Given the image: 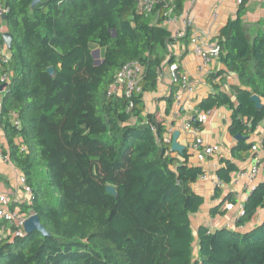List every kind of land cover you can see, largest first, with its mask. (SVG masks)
<instances>
[{
	"label": "trees",
	"instance_id": "obj_1",
	"mask_svg": "<svg viewBox=\"0 0 264 264\" xmlns=\"http://www.w3.org/2000/svg\"><path fill=\"white\" fill-rule=\"evenodd\" d=\"M4 1L12 40L0 75L8 70L12 78L0 100V129L10 163L31 190L20 211L36 215L47 236L1 237L0 264H264V219L257 221L264 182L249 193L233 227L194 228L191 218L205 200L192 186L203 170L186 151H170L165 120L145 110L144 95L155 93L163 69L175 64L169 48L190 35L175 39L164 27L166 14L182 15L189 0H147L148 16L138 12V0H40L34 7L32 0ZM252 1L240 0L219 30L225 70L207 78L236 77L234 96L215 91L198 106L229 110L233 139L254 134L264 120V105L257 110L250 100L264 104V21L244 20ZM130 63L143 69L139 91L108 96L116 73ZM177 91L173 84L164 98L167 114ZM251 146L237 142L232 158ZM222 163L216 173L229 183L236 167ZM227 203L236 204L232 193L209 216H224Z\"/></svg>",
	"mask_w": 264,
	"mask_h": 264
},
{
	"label": "crops",
	"instance_id": "obj_2",
	"mask_svg": "<svg viewBox=\"0 0 264 264\" xmlns=\"http://www.w3.org/2000/svg\"><path fill=\"white\" fill-rule=\"evenodd\" d=\"M238 7L237 0H194L193 3L189 1L186 3L184 13L193 19V27L189 31L190 35L187 39L176 41L171 45V54L175 59V63L180 67V70L186 73L191 84L192 92H183L182 97L185 103V111L177 114V109L174 105L169 107V113H166L168 108L167 102L164 98L169 96L172 83L168 68L165 67L162 76L158 83L157 91L153 94H145L144 105L147 113L157 112L161 119L165 120L166 135L165 138L170 142V137L174 131H179L180 135L177 143L184 147L189 155V163L192 166L200 167L203 173L217 175V170L223 168V160L231 162L235 165L236 170L230 173L229 183L223 181L225 187L220 188L221 196L215 199V190L210 183L198 180L193 186L196 194L203 197L205 200L204 206L200 213L192 216L191 221L194 228L198 226H206L211 231L229 225L234 226L236 218V210L226 211L224 216H216L211 218L209 216V209L215 206L228 193H232L234 198L238 200H245L250 193V188H254L260 183L264 182V152H259L256 155H251L249 150L241 152V159L232 158L231 149L236 145V141L228 134V127L231 123V112L225 107L214 109L210 111L209 119L203 125H200L201 138L207 145L219 146V153L204 162H197L190 150V146L194 141L195 134L192 130H184L183 126L186 121L193 120L194 110L199 109L200 102L209 94L215 91L227 94L230 97L234 96L233 87L237 85V79L234 76L222 75L215 78L211 83L207 78L210 75H216L219 71H224L225 68L220 64L219 60L212 61L206 68L201 69L200 60L191 50L189 45L190 36L194 33L199 36L203 46H208L216 43V37L219 30L225 26L229 19H233ZM248 24H253L258 21H264V0H254L248 5V11L244 17ZM172 34L179 29L180 23L166 25ZM188 43V44H187ZM215 86V88L213 87ZM2 94H0L1 100ZM263 103V101L261 100ZM200 110V109H199ZM202 111V110H201ZM197 124V123H196ZM192 127L196 128V126ZM199 127V126H198ZM264 130V120L258 125V129L254 134H251L245 140L248 144H254ZM0 140L7 150V144L4 139L2 130L0 129ZM179 155L177 153H174ZM261 164V170L254 183L245 186L244 181L238 180L239 172L250 168L256 163ZM21 176L20 172L12 164H0V192L6 193L11 197L18 198V207L26 203V198L21 194L17 180ZM237 184H235V180ZM264 219V210L258 213L257 221Z\"/></svg>",
	"mask_w": 264,
	"mask_h": 264
},
{
	"label": "built area",
	"instance_id": "obj_3",
	"mask_svg": "<svg viewBox=\"0 0 264 264\" xmlns=\"http://www.w3.org/2000/svg\"><path fill=\"white\" fill-rule=\"evenodd\" d=\"M189 2L193 3L194 0H189ZM237 3L239 4L240 0H237ZM152 7V2L147 0H138V12L140 14L148 16L152 11ZM8 13L9 7L6 6L4 0H0V68H2L3 66L7 67L10 61L9 49L2 38L3 34L7 32V30L5 31L3 27L4 22H6L3 21V18H7ZM166 18L167 19L164 23L166 25L176 24L177 22L180 23L179 29L176 30L173 34V37L177 40L184 38L187 30H191V28L193 27V19L184 12L180 16H175L172 13V10H170L166 14ZM189 45L191 47V50L201 62V69L206 68L212 61L219 59L220 48L216 43L208 46H203L199 36L193 33L190 36ZM169 52L171 53V47L169 48ZM167 68L170 74L171 83L178 86V91L173 97V102L177 109V114L180 115V113L185 111L186 109L182 93H191L193 89L192 84L186 73L180 70V67L176 63L168 66ZM142 75L143 69L137 63H130L125 65L116 73L115 82L109 87L108 96L117 95L124 96L125 98H130L134 92L139 91V82L141 81ZM11 78L12 75L8 70L2 72V74L0 75V85L6 86L4 92L10 86ZM209 116L210 112H204L196 109L194 110L192 121H195V123H197L199 127H192L191 121H186L183 126L184 130H192L195 134V138L190 146V150L192 152L193 158L199 163L213 157L214 155L219 153L220 150L219 146L207 145L201 138L200 125L206 123L209 119ZM14 125H19L16 120H14ZM165 140L166 142H169L168 139L165 138ZM249 152L251 155H256L259 152H264V130L258 140L254 144H252ZM0 164H11L8 153L4 149L1 140ZM261 167V164L257 162L250 168L239 172L237 179L244 181V185L248 187V185L254 183V181L256 180L257 176L260 173ZM237 179L235 180V184H237ZM199 180H201L202 182L210 183L214 188L220 189L225 187L223 181L216 175L203 173ZM17 183L21 194L26 198V203L29 204L31 198V190L26 186L25 179L22 175L19 176ZM249 189L251 192L254 188L249 187ZM245 200H236L235 205L227 203L225 205V210H236V218L242 217L244 215L243 203ZM19 202L20 201L18 198H14L6 193L0 192V220L3 223V226L0 230V241L2 239L1 237H6L7 235L10 238V242H13V240L17 238H22L25 235L24 223L30 216L20 211V208L18 207ZM225 227L230 228L229 225H226Z\"/></svg>",
	"mask_w": 264,
	"mask_h": 264
},
{
	"label": "water",
	"instance_id": "obj_4",
	"mask_svg": "<svg viewBox=\"0 0 264 264\" xmlns=\"http://www.w3.org/2000/svg\"><path fill=\"white\" fill-rule=\"evenodd\" d=\"M40 0H32V4L31 6L34 7L37 3H39ZM6 17L3 18V21H6ZM4 43L6 44V46L8 47V49L10 48L11 45V40H12V36L9 32H6L5 34H3L2 36ZM48 74L53 77L54 76V69L53 68H49L47 70ZM6 88L5 85H0V93L4 92V89ZM251 102L254 104L255 109L260 110L263 108V103L261 102V99L258 98L257 96H251L250 98ZM180 135L179 131H174L171 135V139H170V151L172 153H177V154H182L185 150L184 147L180 146L177 143V139ZM247 138L243 137L242 135L238 134L235 136L234 140L236 142L239 141H245ZM106 192L108 194H111L113 196H117L114 188L112 187H106ZM24 232L25 234H31L33 232H38L39 234H41V236H47V233L45 231V229L42 227V225L40 224L39 218L34 215V216H30L24 223Z\"/></svg>",
	"mask_w": 264,
	"mask_h": 264
},
{
	"label": "rangeland",
	"instance_id": "obj_5",
	"mask_svg": "<svg viewBox=\"0 0 264 264\" xmlns=\"http://www.w3.org/2000/svg\"><path fill=\"white\" fill-rule=\"evenodd\" d=\"M4 30L6 31V22L3 24ZM103 56V51L98 48V53H97V59H101ZM2 94V93H1ZM3 95V94H2Z\"/></svg>",
	"mask_w": 264,
	"mask_h": 264
}]
</instances>
